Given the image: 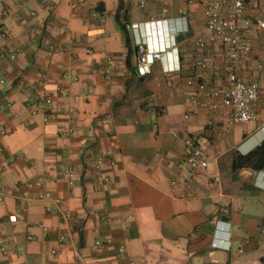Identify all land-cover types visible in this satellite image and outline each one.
Masks as SVG:
<instances>
[{"label":"crops","instance_id":"1","mask_svg":"<svg viewBox=\"0 0 264 264\" xmlns=\"http://www.w3.org/2000/svg\"><path fill=\"white\" fill-rule=\"evenodd\" d=\"M200 2L0 0V10L14 9L0 49H19L0 61V264H264V175L232 168L234 152L264 138V107L254 121L226 132L227 107L183 117L194 91L185 83L193 39L207 32ZM246 2L264 12V0ZM119 4L125 24L139 23L127 32L128 44L116 19ZM251 12L246 6V19ZM153 19H163L158 28L147 23ZM248 25L251 51L240 73L264 88V73L255 69L264 59V32ZM187 30L192 34L178 41ZM137 39L165 48L144 76L136 71ZM205 52L212 66L222 65L216 43L207 41ZM178 64L166 77L164 69ZM41 72L52 98L46 122L28 103ZM205 75L217 81L212 71ZM186 135L211 136L212 146L196 193L182 198L169 181ZM35 191L49 196L24 201Z\"/></svg>","mask_w":264,"mask_h":264},{"label":"built area","instance_id":"2","mask_svg":"<svg viewBox=\"0 0 264 264\" xmlns=\"http://www.w3.org/2000/svg\"><path fill=\"white\" fill-rule=\"evenodd\" d=\"M45 0H41L44 3ZM203 15L205 17L206 33L199 34L193 39V48L190 52V60L188 62V74L185 78V83L192 86L194 91L188 94L184 99L186 111L183 117L189 118L195 115L200 109H208L217 111L220 107L229 109V119L225 123L223 130L228 131L233 124L239 123L242 125L248 124L257 118V107L259 104L264 107V88L259 85L256 78L245 80L240 68L247 62V54L251 51V44L245 39L244 25L250 23L245 17L246 0H201L200 2ZM75 6V3L72 4ZM165 10V9H164ZM14 9L8 5L0 10V39L6 37V29L4 27V19L13 14ZM92 15L96 16L97 11L93 10ZM163 19H153L148 21L153 29L158 28ZM251 22L256 30L264 32V15L254 17ZM128 31H134L139 28V23H126ZM186 29V27H185ZM211 41L217 44L223 58L222 65H211L208 55L205 52L206 42ZM172 49L177 47L174 43ZM17 48L0 49V61L3 59H14ZM165 52L164 47L148 45L147 42L137 39L135 40V55H136V71L140 76L147 75L151 72L152 63L159 59ZM108 62L110 57L106 56ZM108 67H105V72L108 73ZM180 69L177 66H168L164 69L166 77L171 71ZM255 69L264 73V59L255 61ZM210 70L217 77V81L209 80L205 73ZM67 74L63 73L62 77ZM4 82V78H0V83ZM167 86L171 85L168 79ZM33 96L29 100L30 113L34 114L38 111L43 112L44 121H48L52 116V98L46 91V81L44 73L41 72L38 81L32 88ZM58 93L61 96L67 95V92L58 88ZM9 105V104H8ZM146 106H153V94L147 97ZM72 128H67L63 134H70ZM6 134L4 128L0 129V138ZM184 156L177 161V173L169 181L170 191L181 189L177 193L179 197H188L196 193V175L202 170H205L209 164V149L212 146L211 136L205 135L199 139L191 135H186L183 140ZM110 164H113L112 162ZM98 164L97 166H99ZM71 168L67 169L68 174H71ZM259 173L264 175V169ZM106 180H110L106 178ZM39 187L43 184L41 180L35 181ZM49 196L45 191H35L28 193L23 197L27 203L37 199H44ZM55 204H60L59 199H53ZM17 220L16 215L9 217L11 223ZM64 235L58 237V242H64ZM101 245V242H96ZM50 253L56 255L57 249H51ZM75 255L79 259L80 255L75 250Z\"/></svg>","mask_w":264,"mask_h":264},{"label":"trees","instance_id":"3","mask_svg":"<svg viewBox=\"0 0 264 264\" xmlns=\"http://www.w3.org/2000/svg\"><path fill=\"white\" fill-rule=\"evenodd\" d=\"M122 17V18H121ZM121 18V20H120ZM116 19L120 21V26L124 32L125 42L129 43L128 30L125 25L124 11L121 10V4L116 11ZM250 168L255 171L264 169V138L252 149L246 153L234 152L232 155V168L237 170L239 168ZM264 262V259H261Z\"/></svg>","mask_w":264,"mask_h":264},{"label":"rangeland","instance_id":"4","mask_svg":"<svg viewBox=\"0 0 264 264\" xmlns=\"http://www.w3.org/2000/svg\"><path fill=\"white\" fill-rule=\"evenodd\" d=\"M246 6H248V8H249V10L251 11H253V12H251V13H253L252 15H249L250 16V18H249V20H250V23H249V25H248V27H247V29L246 30H249V31H251V33L253 32V33H256L258 30H256V28L254 27V25H253V23L251 22V20L254 18V17H256V16H260V15H264V12H262V9L260 10L259 8V5L257 4H255V3H247L246 2ZM259 142V141H258ZM257 142V143H258ZM256 143V144H257Z\"/></svg>","mask_w":264,"mask_h":264},{"label":"water","instance_id":"5","mask_svg":"<svg viewBox=\"0 0 264 264\" xmlns=\"http://www.w3.org/2000/svg\"><path fill=\"white\" fill-rule=\"evenodd\" d=\"M191 34L192 33L189 30H187L182 34L177 35L176 39L179 41V40L183 39L184 37H189Z\"/></svg>","mask_w":264,"mask_h":264}]
</instances>
